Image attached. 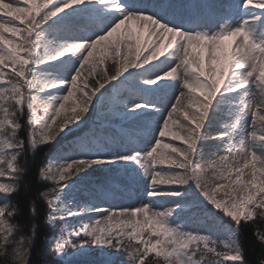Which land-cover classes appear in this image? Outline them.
I'll return each mask as SVG.
<instances>
[{"label": "snow or ice", "instance_id": "snow-or-ice-1", "mask_svg": "<svg viewBox=\"0 0 264 264\" xmlns=\"http://www.w3.org/2000/svg\"><path fill=\"white\" fill-rule=\"evenodd\" d=\"M237 7L243 18L236 24L227 10L209 4L198 5L195 17L181 24L169 0H157L151 10L143 0H0L3 264H32L37 226L25 234V225L13 223L23 214L13 197L29 170L22 160L27 149L56 143L93 108L102 119L144 123L118 126L112 134H104L101 124L100 134L77 137L37 167L36 181L52 185L37 191L47 204L46 223L62 225L52 237L53 258L44 264L90 249L104 250L108 264L112 256L123 257L119 264H248L239 233L264 220V38L255 35L257 25L264 27V0H242ZM77 18L87 22L81 30L95 25L91 35L72 38ZM201 22L219 27L209 31ZM50 30L65 36L49 40ZM47 65L64 69V75L53 76L43 70ZM137 78L156 95L131 89L121 99V90ZM106 101L112 104L107 112ZM225 103L234 122L208 136L210 112ZM208 139L223 141V154L204 166L200 144ZM94 166L117 174L107 189L96 190L99 199L88 193V202L74 204L77 178ZM136 169L144 178L139 201L133 200ZM188 191L219 214L205 210L206 219L228 218L226 238L173 223L188 206L164 207L162 201ZM30 214L37 215L35 200ZM254 236L264 244V231L256 229Z\"/></svg>", "mask_w": 264, "mask_h": 264}, {"label": "trees", "instance_id": "trees-1", "mask_svg": "<svg viewBox=\"0 0 264 264\" xmlns=\"http://www.w3.org/2000/svg\"><path fill=\"white\" fill-rule=\"evenodd\" d=\"M63 33L64 32L56 33L54 30H50L48 32V36L51 35L49 40H58V38H60ZM41 52L43 53V49H41ZM108 63L110 64V62ZM43 70L51 72L53 76L64 75L65 72L64 69L53 65H47ZM144 87L145 85L141 84L138 78L129 81L128 85H126L121 90L120 97L121 99H124L122 97L123 92H125L129 97L131 89L139 94V88ZM111 107V102L106 101L103 111L107 112ZM40 114L43 115V112H41ZM61 115H63V113ZM87 115L88 116L81 123V126L78 129H74V131L69 133L68 135L62 133V138L58 137L56 143L49 145H40L37 147L35 152H33L30 148L27 149L25 157L22 158V160L27 159L29 170L25 177H23L22 179V182L20 184V192L17 193L13 198L14 201L19 205L23 214L21 216H17L16 220H14L13 223L25 225V234H30V228L33 223L37 226L36 238L31 253L32 264H44L46 260H51L53 258L51 253L52 237L58 234L61 228L60 223H57L54 226L48 225L46 223V217L48 213L47 204L42 199H37V191L50 188L52 185L50 183L39 184L36 181L35 173L37 167L46 162L51 154L64 149L69 142L75 140L77 137H83L92 133L93 131H95L97 134H100L101 129L99 125L104 124L105 128L107 125L114 123V121L117 119H102L97 115L95 108H93L92 110L90 109V112ZM24 119H26V117L22 118V122ZM105 120H107V123H105ZM19 134L22 137H26V129H22ZM116 174L117 170L115 169L104 166H94L93 168L88 169L87 173H81V176L79 178L84 176L88 178L90 177L91 183L97 189H107L109 187V178ZM96 196H99V194ZM98 198H100V196ZM32 200L36 201L37 215L35 216V218H33L30 214V202ZM256 229L264 231V220L258 219L257 223L254 225L243 226L238 237L239 243L242 247V250L244 251L248 264H264V244L256 240L254 236V232ZM121 258L122 257L117 256L111 257V264H119V260H121ZM105 263H108V260H106ZM0 264H3L2 259H0ZM58 264H64V259H61Z\"/></svg>", "mask_w": 264, "mask_h": 264}, {"label": "rangeland", "instance_id": "rangeland-1", "mask_svg": "<svg viewBox=\"0 0 264 264\" xmlns=\"http://www.w3.org/2000/svg\"><path fill=\"white\" fill-rule=\"evenodd\" d=\"M241 2L242 0H213L210 3L218 9L227 10V17H228L229 22L232 24H236V23H239L240 20L243 18L241 11L237 7V5ZM156 3H157V0H147L145 3H143V5L151 10L155 6ZM169 3L174 5V8L172 10L173 14L178 15L179 22L180 20H182L181 24H184V21L186 20V0H169ZM187 3L189 6H192L195 4H199V5L209 4V3H206L205 0H187ZM111 15L112 14H107L105 18L106 19L111 18ZM190 16L193 17V14L191 13ZM209 24L210 22H201L200 27L205 28L209 31H214L218 29L219 27V25H215V27H213L212 25H209ZM73 31H75V28L73 29ZM255 35L258 38H264V27L257 25L255 29ZM64 36H65V33H63L60 36V38H64ZM72 38H77V36H75L74 34ZM49 39H50V36H49ZM145 87L147 86L145 85ZM176 87L177 88L179 87V83H177ZM144 95H148L151 97V95L155 96L156 94L149 93L147 92V89H146V92H144ZM146 119H152L151 114L148 117H146ZM234 119H235L234 116L230 112L229 105L225 103L224 105H221L218 110H213L212 112H210L208 124L205 129V133L208 136H215L216 133L224 131L222 127L225 124H230L234 122ZM143 123L144 121L135 123L130 118L121 117V118H117L113 124L109 125L105 129V131H103V133L112 134V133H115V129L118 126L140 127ZM173 131H176V129L173 128ZM174 143L180 146V142H174ZM223 144L224 142L219 141V140H213V139L202 140L200 144L201 164L206 166L207 163L210 162L211 159L215 158L219 154H223L222 153ZM119 173L122 174V170H120ZM136 175L139 177V180H138L137 188H136L137 195L133 198V200L139 201L141 199H144V191H143L144 178H143V174L139 172L138 169H136ZM87 179L88 177L86 176L77 179V182L80 185V189L77 192L76 199L73 201L74 204L88 202L89 200L88 193H93V194L98 195V193L96 192V189L92 187V185ZM98 197L99 196H97V199H99ZM128 202L129 201H124V203H128ZM178 202L183 203L184 205H187L188 207L186 209H181L178 211L177 217L173 220V223H183L187 230H190L193 232L207 233V234H211L212 236L218 237V238L227 237L228 231L225 230L224 225L229 224L228 218L222 217V223L214 222L212 220L206 219L203 215L205 210L213 213L216 216H219V214L216 213V210L212 208L211 205H208L206 201H203V198L200 197L198 193H193L192 191H188L187 194L183 198L174 197L171 199L163 200L162 206L168 207ZM100 215L102 214H97V216H100ZM202 220L204 221L203 223L201 222ZM84 222L85 223L89 222L88 217H85ZM72 223L77 224L78 226V221L74 220L72 221ZM66 251L71 253V249H67ZM112 257H115V256H112ZM63 259H64V264H108V263H105L106 260H108V258L105 256L104 250L102 249H90V250H85L78 254H69L65 256ZM122 259L123 257L121 258V260Z\"/></svg>", "mask_w": 264, "mask_h": 264}]
</instances>
